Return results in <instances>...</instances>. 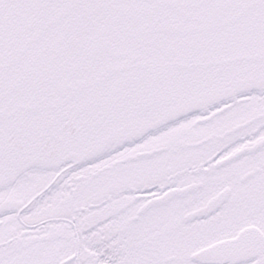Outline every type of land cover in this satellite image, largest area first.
<instances>
[{"label":"snow or ice","instance_id":"obj_1","mask_svg":"<svg viewBox=\"0 0 264 264\" xmlns=\"http://www.w3.org/2000/svg\"><path fill=\"white\" fill-rule=\"evenodd\" d=\"M0 264H264V0H0Z\"/></svg>","mask_w":264,"mask_h":264}]
</instances>
